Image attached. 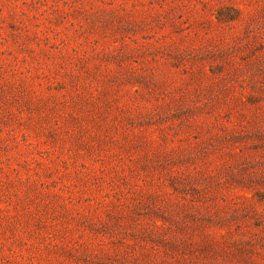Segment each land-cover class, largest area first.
<instances>
[{"label":"rangeland","instance_id":"1","mask_svg":"<svg viewBox=\"0 0 264 264\" xmlns=\"http://www.w3.org/2000/svg\"><path fill=\"white\" fill-rule=\"evenodd\" d=\"M0 264H264V0H0Z\"/></svg>","mask_w":264,"mask_h":264}]
</instances>
